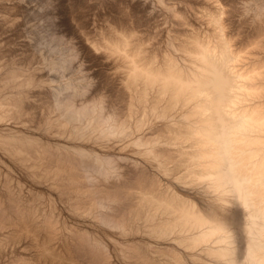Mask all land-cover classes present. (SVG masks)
<instances>
[{
	"label": "bare ground",
	"instance_id": "obj_1",
	"mask_svg": "<svg viewBox=\"0 0 264 264\" xmlns=\"http://www.w3.org/2000/svg\"><path fill=\"white\" fill-rule=\"evenodd\" d=\"M0 264H264V0H0Z\"/></svg>",
	"mask_w": 264,
	"mask_h": 264
}]
</instances>
